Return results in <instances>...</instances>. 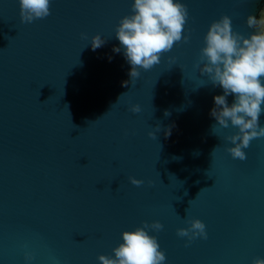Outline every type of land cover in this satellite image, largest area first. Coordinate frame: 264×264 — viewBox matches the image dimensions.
<instances>
[{"label":"water","instance_id":"1","mask_svg":"<svg viewBox=\"0 0 264 264\" xmlns=\"http://www.w3.org/2000/svg\"><path fill=\"white\" fill-rule=\"evenodd\" d=\"M132 2L50 0L51 14L27 24L18 0H0V264H26L25 252L27 264H99L141 221L163 225L149 235L164 264L264 259V137L233 159L224 136L237 129L211 131L223 90L194 67L213 20L229 16L247 38L264 0H181L188 42L139 69L135 85L123 48L113 52ZM96 34L106 43L93 51ZM186 219L201 220L207 239L185 247Z\"/></svg>","mask_w":264,"mask_h":264},{"label":"clouds","instance_id":"2","mask_svg":"<svg viewBox=\"0 0 264 264\" xmlns=\"http://www.w3.org/2000/svg\"><path fill=\"white\" fill-rule=\"evenodd\" d=\"M18 5L21 23L30 24L51 14L50 0H18ZM130 7L132 14L122 17L115 27V38L120 47H114L113 52L120 53L123 48L124 57L131 66L128 73L130 83L135 85L140 76L139 69L150 70L160 63L161 54L169 52L174 44L188 42L189 36H182V33L186 31L189 14L187 5L181 0H133ZM246 24L255 29L247 38L232 29L229 16L221 15L218 20H213L203 37L204 46L200 49L198 61L194 64L213 86L223 90V95L213 97L214 107L210 115L217 123L212 125L211 131L217 125L220 128L231 125L237 129L234 134L224 136V140L233 145L226 151L240 161L247 158L243 149H247L252 140L264 137V126L259 123L264 103V85L261 83L264 77V10H261L259 19L249 15ZM81 39L88 40L89 37L81 33ZM105 43L106 40L99 34L90 38L93 51ZM128 83L124 82V86ZM229 95L234 97L231 105L227 102ZM129 111L138 113L141 109L138 104H132ZM169 114L165 112V116ZM158 131L159 127L149 131L148 136L156 139ZM168 135L170 129H165V136ZM128 179L137 187L144 183L133 177ZM148 183L151 184V181ZM185 223L187 227L176 230L178 237L186 238L185 247L196 238L207 239L206 226L201 220L186 219ZM162 230L163 225L159 221H141V226L121 233L122 242L112 249L113 255L97 257L99 264H164V252L159 250L156 237L149 235V231ZM24 258L27 264L33 256L25 252ZM252 264H264V259L255 258Z\"/></svg>","mask_w":264,"mask_h":264}]
</instances>
